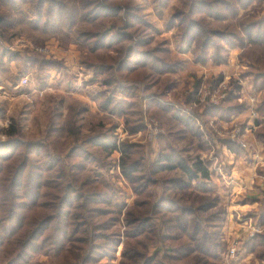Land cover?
Wrapping results in <instances>:
<instances>
[{
    "label": "trees",
    "instance_id": "obj_1",
    "mask_svg": "<svg viewBox=\"0 0 264 264\" xmlns=\"http://www.w3.org/2000/svg\"><path fill=\"white\" fill-rule=\"evenodd\" d=\"M166 1L158 0L160 5ZM182 1L175 14L178 40L195 62L221 64L231 48L239 47L255 89L264 90V15L255 17L264 0ZM32 11L34 19L17 25L25 21L51 33L66 27L87 50L82 63L102 78L104 90L92 97L102 112L122 116L128 132L136 134L144 130V103L165 132L152 153L140 143L122 144L121 173L138 196L124 211L115 188L100 176L92 180L88 171L91 163L109 155L112 145L106 141L113 127L104 132L95 126L83 134L78 122L86 108L74 106L64 113L62 100L39 140L24 139L11 124L0 141V264H29L39 256L48 259L37 264L112 259L121 242L116 226L122 214L126 228L119 264H217L227 216L210 186L202 159L210 144L199 124L242 113L238 84L218 105L200 103L201 79L186 94H174L178 81L172 74L184 60L172 58L164 41L154 44L155 28L136 0H34ZM5 25L0 14V26ZM28 60L36 69L55 67L35 56ZM221 79L219 74L203 82L213 90ZM257 113L256 136L264 144V98ZM63 138L72 141L69 148ZM221 142L242 154L229 140ZM153 188L160 189L159 196ZM262 211L264 223V203ZM244 248L258 259L249 264H264V232Z\"/></svg>",
    "mask_w": 264,
    "mask_h": 264
},
{
    "label": "rangeland",
    "instance_id": "obj_2",
    "mask_svg": "<svg viewBox=\"0 0 264 264\" xmlns=\"http://www.w3.org/2000/svg\"><path fill=\"white\" fill-rule=\"evenodd\" d=\"M136 1L137 6L140 7V13L155 28L154 44L164 41L170 49L172 58L184 60L180 70L172 74L178 81L174 94L180 96L186 94L193 86L195 79H201L202 82L198 90L200 103L209 101L210 104L218 105L226 98V92L232 89L233 83L240 87L238 103H242L244 107L242 113L227 121L219 119L208 121V123L213 122V125L199 124L210 144V152L202 155V159L206 160L210 172V186L218 196L221 202L220 206L224 208L227 216L217 249V264L258 262L254 254L246 253L244 245L264 232L261 216L264 203V144L256 136V124L261 118V115L257 113V108L264 98V90L257 91L255 89L252 77L246 73L248 63L238 57L241 50L239 47L231 48L227 60L221 64H214L210 60L205 63L195 62L192 53L185 51L184 46L178 40L180 29L175 14L177 10L183 8L182 0H167L163 5H160L158 0ZM33 3L34 0H0V14L5 16L7 23L5 26H0V42L3 43L0 49L6 48L5 53L0 54V141L6 139L5 133L11 124L19 129L20 135L24 139H41L48 129V120L53 109L58 108V102L61 100L64 105V113H67L68 108L84 106L87 111L80 115L78 122L83 134H89L95 126L103 128L104 132L113 127V134L107 137L106 141L112 145L111 151L104 161H95L89 165L90 177L92 180L102 177L112 185L117 193V201L124 204L125 211L134 205L138 196L121 173V146L124 143H140L152 153L157 150L156 140L158 135L165 132V128L156 117L147 113L144 103H141L144 130L136 134L128 132L122 116L108 115L102 112L99 102L92 99L95 94L104 90L101 83L102 78L96 77L82 63L87 50L79 46L74 33L68 32L66 27L55 33L44 32L45 29L42 30L36 26L35 28L33 24H25V21L23 24L17 25L18 20L35 18L32 11ZM248 10L252 12V8ZM255 10V17L264 15V2ZM10 54L14 57L9 58ZM33 56L39 60L53 61L55 67L47 71L36 69L33 63L28 60ZM219 74H222V79L218 87L211 90L210 86H206L203 81L210 76ZM23 77H26L27 80L25 84H21L20 81ZM220 94L221 98H219ZM167 98L173 100L171 95H168ZM255 107L257 116L253 117L251 109L253 111ZM149 131L151 134L147 135ZM63 139L65 140V138ZM224 139L234 143L244 153L253 149L252 145L255 146L258 142L259 145L254 147V151L262 154L261 161L257 157L249 162L247 159L245 160L247 175L253 177L246 182L249 183L248 187H245L242 179V188L237 190L236 193L239 194L234 193L235 196L228 192L231 191L232 184H237L238 181L231 180L229 177L240 174V171L234 173L235 170H239L240 163L236 160L230 163L231 155L234 159L238 156L222 145L221 140ZM65 143L66 148H69L72 141L66 139ZM240 143L245 144L247 148H241ZM234 168L237 169L234 170ZM223 178L228 182L225 185H229V189L220 193L216 186V182H218L216 180H219L222 185ZM251 192L256 195L251 196L249 194ZM154 193L159 196L160 189H154ZM231 200L234 203L231 204ZM242 204L246 206H242ZM248 219L257 224L261 232L248 240L245 239L235 258L228 259L226 257V240L232 238L237 230L242 231V228H239L237 224ZM116 228L121 235V242L116 247L114 258H104L99 264H119L120 262L124 241L123 233L126 228L124 214L119 217ZM150 250L153 248L150 247ZM47 259L48 257L39 256L32 259L29 264H37L47 261Z\"/></svg>",
    "mask_w": 264,
    "mask_h": 264
},
{
    "label": "built area",
    "instance_id": "obj_3",
    "mask_svg": "<svg viewBox=\"0 0 264 264\" xmlns=\"http://www.w3.org/2000/svg\"><path fill=\"white\" fill-rule=\"evenodd\" d=\"M20 81H21V84H25L27 81L26 77L21 78ZM221 97H222V95L220 94L219 98H221ZM213 103H215V102H213ZM255 111H256V107H255V109L253 108V111L251 109V114L253 117L256 115ZM208 124L213 125V122H210ZM148 128H149V126H148ZM150 134H151V132L149 131V133L147 135H150ZM239 146L243 149L247 148L246 145L243 143H240ZM237 225L239 226V228H242V231L237 230L232 238H228L226 240V244H227L226 257L228 259L235 258V256L239 252L240 247H241V245L245 239L248 240V239L254 237L256 234H259L261 232L259 226L257 224H255L251 219H248L246 221H242L240 224H237Z\"/></svg>",
    "mask_w": 264,
    "mask_h": 264
},
{
    "label": "crops",
    "instance_id": "obj_4",
    "mask_svg": "<svg viewBox=\"0 0 264 264\" xmlns=\"http://www.w3.org/2000/svg\"><path fill=\"white\" fill-rule=\"evenodd\" d=\"M256 144V143H255ZM258 145H259V143L257 142V144L255 145L256 147H258ZM255 146H253L252 145V148L253 149H250V151L249 152H245V153H247V154H245L244 152H242V154L241 155H239L237 158H232L233 157V155H231L230 157H231V159H229V161H230V163H232V161H235L236 160V162H238V163H240V167H239V170L237 169V168H234V170L235 169H237V171L235 170V172L234 173H236V172H238V171H240V174L239 175H230V179L231 180H237L238 181V183L236 184V183H234V184H232V187H231V191H229L228 193L229 194H233L232 196H235L234 195V193H236L237 192V190L239 189V188H242V179H243V183L245 184V187H248L247 186V184H249V183H246V182H248L249 181V178H251V177H253L252 175H247L248 173V171H247V169L245 168V160L247 159L248 160V162H249V160H255L256 159V157L258 158V160L259 161H261V159H262V154L260 153V154H258V152L256 151H254V147ZM224 179V178H223ZM222 179V181H223V183H222V185H221V182H219V180H216V181H218V182H216V186L218 187V191L220 192V193H223L225 190H228L229 189V185H225V183L226 184H228V182H226V180L224 179L223 180ZM227 186V187H226ZM259 187H262V186H259ZM226 192V191H225ZM236 194H239V193H236ZM251 196H253L254 194L256 195V193H249ZM231 195H230V197H231ZM232 203H234L233 202V200H231V204ZM245 204H242V206H244ZM246 206V205H245ZM237 207V206H236ZM230 216H232V215H230Z\"/></svg>",
    "mask_w": 264,
    "mask_h": 264
}]
</instances>
